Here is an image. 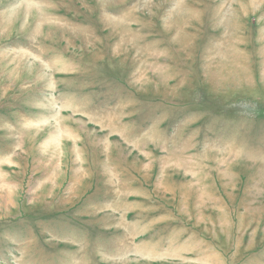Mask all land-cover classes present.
<instances>
[{
  "label": "rangeland",
  "instance_id": "374dc122",
  "mask_svg": "<svg viewBox=\"0 0 264 264\" xmlns=\"http://www.w3.org/2000/svg\"><path fill=\"white\" fill-rule=\"evenodd\" d=\"M0 264H264V0H0Z\"/></svg>",
  "mask_w": 264,
  "mask_h": 264
}]
</instances>
